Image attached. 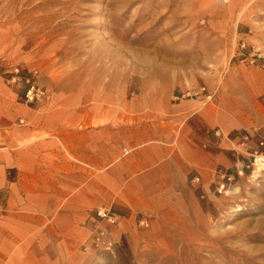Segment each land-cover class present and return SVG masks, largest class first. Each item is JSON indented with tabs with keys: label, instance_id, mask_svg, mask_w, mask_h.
Here are the masks:
<instances>
[{
	"label": "rangeland",
	"instance_id": "1",
	"mask_svg": "<svg viewBox=\"0 0 264 264\" xmlns=\"http://www.w3.org/2000/svg\"><path fill=\"white\" fill-rule=\"evenodd\" d=\"M260 83L264 0H0V95L139 111L188 159L152 208L92 210L30 264H264V92L242 113ZM217 102L231 128L207 129Z\"/></svg>",
	"mask_w": 264,
	"mask_h": 264
},
{
	"label": "crops",
	"instance_id": "2",
	"mask_svg": "<svg viewBox=\"0 0 264 264\" xmlns=\"http://www.w3.org/2000/svg\"><path fill=\"white\" fill-rule=\"evenodd\" d=\"M258 85L242 112L253 122L262 113L256 103L264 83ZM1 92L0 263L43 259L53 236L84 224L92 210L119 208L132 216L152 208L170 179L187 169L185 139L172 142L147 114L134 110L113 122L100 105L91 109L68 97L34 106ZM240 112L217 102L206 127L221 114L231 128Z\"/></svg>",
	"mask_w": 264,
	"mask_h": 264
},
{
	"label": "built area",
	"instance_id": "3",
	"mask_svg": "<svg viewBox=\"0 0 264 264\" xmlns=\"http://www.w3.org/2000/svg\"><path fill=\"white\" fill-rule=\"evenodd\" d=\"M34 89H35L34 85H30L29 88L27 89L26 96L28 99H32L33 96L35 95ZM0 133H1V128H0ZM260 144L262 147H264V141H262ZM0 147H1V138H0ZM260 153H261V158L264 159V150H262ZM97 214L100 216L109 217V218H111V216H113L112 213H109V211L105 210V209H98Z\"/></svg>",
	"mask_w": 264,
	"mask_h": 264
}]
</instances>
